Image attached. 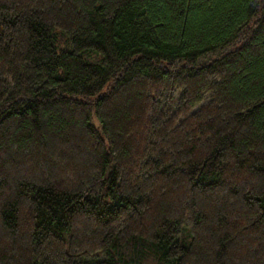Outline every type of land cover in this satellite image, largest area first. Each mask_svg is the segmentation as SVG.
I'll return each mask as SVG.
<instances>
[{
  "label": "trees",
  "instance_id": "trees-1",
  "mask_svg": "<svg viewBox=\"0 0 264 264\" xmlns=\"http://www.w3.org/2000/svg\"><path fill=\"white\" fill-rule=\"evenodd\" d=\"M0 264H264V0H0Z\"/></svg>",
  "mask_w": 264,
  "mask_h": 264
}]
</instances>
